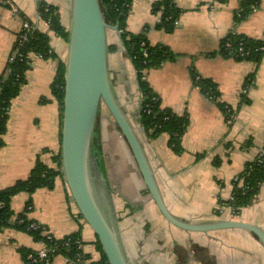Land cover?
Segmentation results:
<instances>
[{"label": "crops", "instance_id": "obj_1", "mask_svg": "<svg viewBox=\"0 0 264 264\" xmlns=\"http://www.w3.org/2000/svg\"><path fill=\"white\" fill-rule=\"evenodd\" d=\"M10 1L18 7L19 14L14 15L0 3V75L13 55L22 28L21 17L36 25L39 3L58 8L66 30L69 24L70 0ZM157 1L135 0L127 31L134 35L144 32L151 45H164L177 55L174 62L147 75L164 108L189 116L182 155L174 154L169 148L167 134L155 140L145 134V150L163 201L169 212L181 221L236 220L264 230V184L255 202L238 216L219 205L220 201L231 198L234 182L245 165L264 154V55L257 65L219 54L222 41L232 33L264 41V0H258L259 8L241 22L235 21V15L242 0H175L183 12L171 34L157 27L160 14L153 12ZM109 44L115 48L109 57L115 92L138 128L141 93L136 71L114 32L109 33ZM51 47L58 59L65 62L67 43L57 38L51 40ZM31 62L27 83L13 100L9 112L3 137L5 146L0 152V191L27 180L38 160L49 168H57L54 158L61 150V106L52 94V85L59 61L33 56ZM192 73L217 84L220 100L232 111L229 121L194 84ZM253 73L252 86L245 88L247 78ZM97 135L102 161L98 163L113 198L131 264L235 262L234 257L239 259L238 256L219 252L217 246L236 237L257 248L254 253L248 250L240 256L245 264H264L263 246L257 237L245 231L203 234L170 224L152 199L125 139L107 112L99 115ZM216 160L220 161L218 165ZM58 179L61 180L56 186ZM56 181L52 190L42 188L32 196L25 192L15 196L11 202L14 218L25 211L31 200V210L26 213L30 222L39 224L45 234L59 240L80 232L89 262H100L102 255L96 235L80 217L63 177ZM217 210L220 215H216ZM190 237L196 241L184 244L183 240ZM44 247L27 232L6 228L0 232V264H23L21 250L36 252ZM51 264L70 263L65 257L57 256Z\"/></svg>", "mask_w": 264, "mask_h": 264}, {"label": "trees", "instance_id": "obj_2", "mask_svg": "<svg viewBox=\"0 0 264 264\" xmlns=\"http://www.w3.org/2000/svg\"><path fill=\"white\" fill-rule=\"evenodd\" d=\"M134 1L99 0L105 21L109 25L119 26L126 57L130 59L136 71L141 93L139 116L148 138L155 140L161 135L167 134L169 136V148L174 154L182 155L185 153L182 141L189 125V116L188 114L180 116L171 109L164 108L161 99L147 81V75L150 71L158 70L163 65L174 62L177 59V55L164 45H151L144 32L134 35L127 31V21ZM259 6L260 3L258 0H242L240 9L235 15V21L241 22L247 19ZM153 12L160 14V22L157 27L165 33L171 34L175 31L176 22L179 21L183 11L176 6L175 0H158L153 7ZM38 15L40 21L49 23L50 28L56 33L58 38L63 39L66 43L68 42L69 33L61 22L58 8L45 3H39ZM227 44L230 47H227ZM241 46L247 55L241 56L239 54L238 50ZM262 47H264V41L253 40L232 33L222 41L219 54L236 60L252 61L258 65L264 55V51H261ZM114 49V47H110L111 52ZM33 56H40L45 60L57 59L59 61L56 77L52 85V94L61 106L62 125L63 101L65 96V62L58 59L51 47V40L46 36L45 32L38 28L33 29L28 35V40L23 42L16 41L12 55L13 59L8 62L5 71L0 75V152L5 146L3 137L7 132L12 102L19 96L21 89L27 83V72L31 69ZM254 75L253 73L247 78L245 88L252 86ZM197 77L200 78L198 81H196ZM192 78L194 84L217 105L229 121L232 118V111L229 112L230 108L220 100L221 93L217 84L210 79H203L195 73H192ZM61 156L62 150L54 158V162L57 165L56 169L49 168L38 160L27 180L19 181L14 186L0 191V232L9 227L27 232L33 237L35 242L43 243L50 251L48 253L51 261L57 256H63L71 260L74 264H109L98 238L97 246L102 255V260L97 263H90V257L84 255L82 250H78L75 244L76 240L81 239L80 232L61 240L54 239L52 241L44 233L43 227L38 230L29 229L32 222L27 219L26 213L31 210V200L27 203L25 211L18 216L24 222H13L15 214L11 209L12 199L23 192L32 196L37 190L42 188L52 190L55 186L56 178L63 177L61 172ZM219 163V160L215 161L216 165ZM263 184L264 154L245 165L238 180L234 182L231 198L227 201H220L219 205L221 207L232 208L234 216H238L243 209L248 208L255 202ZM216 215H220V210H217ZM80 217L83 219L81 214ZM68 241H70V246L65 247L64 244ZM21 254L23 264H45L44 261L33 263V260L28 258L30 255L36 256L34 251L21 250ZM79 254L83 258L81 262H77V255ZM203 254L206 256L205 253Z\"/></svg>", "mask_w": 264, "mask_h": 264}, {"label": "water", "instance_id": "obj_3", "mask_svg": "<svg viewBox=\"0 0 264 264\" xmlns=\"http://www.w3.org/2000/svg\"><path fill=\"white\" fill-rule=\"evenodd\" d=\"M67 31L61 172L71 199L98 238L108 263L131 264L123 245L113 198L98 163L102 161L97 121L103 109L125 139L152 199L170 224L203 234L245 231L257 237L264 248V230L257 226L236 220L192 223L181 221L169 212L145 150V129L141 121L138 128L134 126L112 83L110 32L117 34L120 48L125 52L119 26L105 21L99 0H70Z\"/></svg>", "mask_w": 264, "mask_h": 264}, {"label": "built area", "instance_id": "obj_4", "mask_svg": "<svg viewBox=\"0 0 264 264\" xmlns=\"http://www.w3.org/2000/svg\"><path fill=\"white\" fill-rule=\"evenodd\" d=\"M0 3H2L3 5L9 7L11 9V11L13 12L14 15H18L19 14V9L18 7L13 3L11 2L10 0H0ZM21 20H22V28H21V31L19 33V38L17 39L19 42H23V41H26L28 40V35L33 31V29H40L42 30L43 32H45L46 36L49 37L50 40H55L57 39V35L56 33L50 28L49 26V23L46 22V21H39L37 22L36 25H34L33 23H31L26 17L22 16L21 17ZM176 26H178V21L176 22ZM234 34V33H233ZM227 47H230L229 44H227ZM261 51H264V47L261 48ZM239 54L241 56H244V55H247V53L244 51L243 47L241 46L238 50ZM40 57V56H38ZM41 58V57H40ZM13 58L11 57L10 60H12ZM200 78L197 77L196 78V81H198ZM232 211L233 215H234V212H233V209L232 208H228ZM13 222H19V223H23L24 220L22 219H19L18 217L16 218H13ZM42 228V226H40L39 224L37 223H34L32 222L29 226V229L31 230H38ZM47 237L48 239L50 240H59V239H56L54 238L53 236L47 234ZM75 244L77 245L78 247V250H82V253L85 255L84 251H83V242L81 239H78L76 240ZM65 247H69L70 246V241L66 242L64 244ZM50 252L46 247H44L43 249L41 250H38L36 251V256H32L30 255L28 258L33 260V263H37L38 261H44L45 264H51L52 261L49 257V253ZM67 259V258H66ZM82 255H77V262H81L82 261ZM68 262L70 264H74L71 260L67 259Z\"/></svg>", "mask_w": 264, "mask_h": 264}, {"label": "rangeland", "instance_id": "obj_5", "mask_svg": "<svg viewBox=\"0 0 264 264\" xmlns=\"http://www.w3.org/2000/svg\"><path fill=\"white\" fill-rule=\"evenodd\" d=\"M105 109L102 110V113H105ZM59 180L58 179L56 181V186H59ZM72 210L75 211L74 206L72 205ZM244 210V209H243ZM242 210V211H243ZM199 241V239H197ZM184 244H188V241H196L195 238L190 237L187 238L186 240H183ZM222 243V244H221ZM221 245L217 246V250H219V252H223L224 254H234L236 256H238L239 259H237L236 257H234V260H236L235 262H231V261H219V264H245V261L243 258H241L240 256L244 255L248 250L250 252H255L257 248L253 247V245H251L250 242H248L245 239H240L238 237L236 238H232V239H226L223 242H221Z\"/></svg>", "mask_w": 264, "mask_h": 264}, {"label": "flooded vegetation", "instance_id": "obj_6", "mask_svg": "<svg viewBox=\"0 0 264 264\" xmlns=\"http://www.w3.org/2000/svg\"><path fill=\"white\" fill-rule=\"evenodd\" d=\"M229 208V207H228Z\"/></svg>", "mask_w": 264, "mask_h": 264}]
</instances>
